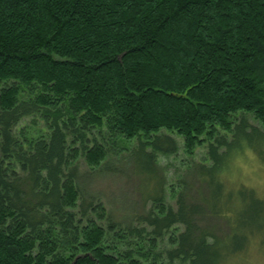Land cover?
Instances as JSON below:
<instances>
[{"label":"trees","instance_id":"obj_1","mask_svg":"<svg viewBox=\"0 0 264 264\" xmlns=\"http://www.w3.org/2000/svg\"><path fill=\"white\" fill-rule=\"evenodd\" d=\"M247 114L264 126V0H0V264H230L252 238L231 245L229 215L264 212V187L236 190L224 176L246 148L264 165V132ZM173 133L189 155L208 144L204 207L185 191L177 209L155 197L152 238L131 227L135 244L101 202L78 211L81 158L95 169L136 140L138 173L145 161L155 177L141 185L158 195V155L178 150ZM204 212L226 216L228 234L197 230ZM178 223L166 262L157 239Z\"/></svg>","mask_w":264,"mask_h":264},{"label":"rangeland","instance_id":"obj_2","mask_svg":"<svg viewBox=\"0 0 264 264\" xmlns=\"http://www.w3.org/2000/svg\"><path fill=\"white\" fill-rule=\"evenodd\" d=\"M249 123L264 132V126L260 120L252 115L246 116ZM19 127H32V119L24 118L19 123ZM39 129H44L41 122ZM34 133L37 129L34 128ZM163 134H170L163 132ZM221 134L225 131L221 130ZM178 143V150L173 154H159L157 161V177L158 182L162 181L163 191L158 195L151 186L147 189L142 187L141 180L145 184V180H154L152 172L146 168V162L141 161L138 165L141 169L138 173L136 169V161L133 158L131 149L137 145V141L120 142L112 146L108 159L98 168L91 169L84 158L79 160L78 185L80 188L81 199L79 200V212L85 208L90 212L92 205L101 202L107 209L110 221L116 224V228L126 234V239L135 244L140 242L138 233L131 232V227L140 229L147 228L143 233L144 237L151 239L150 231L154 228L147 223V217L157 212L155 197L163 195L166 206L174 209L178 208L177 197L181 191H185V199L189 205H203V195L206 192V183L200 176V166L206 164L211 165L208 155V144L199 146L193 155H189L184 150L183 139L179 135L173 133L171 135ZM227 139L232 138V134L226 135ZM124 141V140H123ZM224 151V148L221 149ZM139 149H137V152ZM235 154V153H234ZM135 156L141 157V153H134ZM230 166L225 169L224 174L237 190V187L243 183L262 189L264 187V165L260 161L256 153L246 148L240 153H236L231 158ZM230 175V176H229ZM161 180V181H160ZM144 186V185H143ZM215 187V183H213ZM259 190V189H258ZM209 191V190H208ZM264 191V189H262ZM258 194L260 193L259 191ZM234 197H237L234 194ZM237 200V199H236ZM222 204V202H220ZM207 212V211H205ZM198 214L194 216V220L198 229H207L219 236H225L230 231V224L226 216H215L209 213ZM244 209H237L232 212L231 222L235 223V232L238 233L239 241H230L231 245L241 246L245 244V240L249 239L252 243L248 248L241 251L230 259V264H264V212H259L256 221H242ZM245 219V218H244ZM100 223L108 227V221H100ZM185 225L178 223L169 230H164L163 236L157 239V248L155 252L160 254L162 258L168 262V251L175 249L177 243L171 242V237L178 240L179 234L184 231ZM148 241V240H147ZM242 244H240L241 242ZM132 245V244H131ZM245 247V246H244ZM240 252V251H238ZM174 264H189L177 258ZM223 264H227L224 261Z\"/></svg>","mask_w":264,"mask_h":264}]
</instances>
